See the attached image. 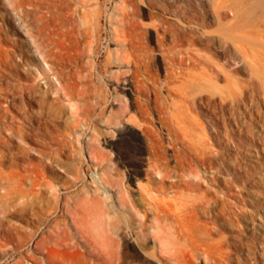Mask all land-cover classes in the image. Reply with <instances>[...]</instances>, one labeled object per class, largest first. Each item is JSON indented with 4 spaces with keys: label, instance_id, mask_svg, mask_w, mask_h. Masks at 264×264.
<instances>
[{
    "label": "rangeland",
    "instance_id": "1",
    "mask_svg": "<svg viewBox=\"0 0 264 264\" xmlns=\"http://www.w3.org/2000/svg\"><path fill=\"white\" fill-rule=\"evenodd\" d=\"M21 1L22 0H0V81L2 82V84L1 83L0 84H1V88H3L2 86L5 85L4 88L6 89L5 90L6 93H3L0 89V97H1L0 98V104H1L0 105V139L2 138L0 140V172H1L0 173V248L1 245L3 246L2 248L7 247L9 245L7 244L8 239L4 232L6 229H10L12 232H17L18 236H20L23 242L21 243L22 245L18 246L20 249L17 247V249L14 251L10 250L7 253L2 252L0 254V264H183V261L180 262V260L173 261L171 258L169 259V257L166 256L161 257L159 253V249L152 246L153 238L151 237H148L145 240L142 239L140 240L143 243V245L148 247L145 250L144 249L139 250L137 247L133 248L132 247L133 244L131 242H130L131 244L129 243L127 245L125 244V241H123V239L114 236L115 234L112 233V231L115 228H117L118 225L121 226L128 225L130 224V222H133V220L128 213L126 214L127 216L125 215V212L122 210L121 206H119L120 204L118 200L113 197L114 191L109 187H106V189H104L103 187H99L100 188L99 193L101 194L100 198L106 204L105 208L106 210L108 209L107 211L109 212V214L112 216L117 215L120 217V222L118 220L119 217L117 216L111 217V221L113 220L114 222L112 223L114 224H110V226L108 225L106 226L108 231L107 233L112 239L111 245H113L114 252L111 251V256L115 260L111 258V261H99L96 257V252L92 253V250L89 247V245L88 244L86 245V243L83 242L80 231L75 227V225H73L71 221V216L73 212H76L74 214H76L77 216H79L80 213L81 215L83 214L85 208L87 207L86 198L88 197L87 195L88 193L86 191L89 190L91 194L89 196L93 198L94 197L93 196L94 193H92L93 189L94 187L97 186L96 184L99 183L96 174H98L100 171L97 168L96 163L92 161L91 158H93L94 156L100 157L101 153H104L106 155L111 154L112 158H114L117 148L123 147L128 150L133 145V142L138 147L145 150L147 148V144L139 130V124H141L140 122L141 118L139 117V115L135 116V113L132 112V114L135 116L136 121L139 120V122H136L135 120L128 118L126 119L128 124H126L125 126L119 124L116 125L115 124L116 119H113V121H109L106 118L107 114H110V111L113 113L114 118H116L117 112L120 113L122 107L116 102L113 80L102 78L101 74L97 70H93L92 80L90 82L91 85L89 90L90 92L88 91V93L84 97H78L77 95H76L77 97L76 96L70 97V95L69 97H67L64 93H62V91H56L55 87H58V82L55 79V76L53 74L54 71L52 70L58 71L59 66L56 65L57 64L56 59H53L51 57L52 59L50 58L49 60V58H47V62L49 64L53 63L52 65L55 66V67L51 66L53 69H50L48 68L49 66L47 64L44 65V62H42L43 60L41 58L36 57V53L32 49L33 45L30 39V35L23 30L24 25L21 22V15L23 14V12H22V6H19L21 5ZM39 1H40L39 6L41 8L39 10L42 11V12L40 11L41 13H44V11L49 8L50 6L49 4L51 3L49 0L48 1L39 0ZM80 1L81 0H65L66 3L64 2L63 7L65 8V10L68 7H69L68 9L72 8L73 9L72 14L75 15L72 16L73 18H71V22L69 20V23L71 24L77 25L80 23L81 20H84V18L86 19V17L83 18L84 16L83 12L85 8L80 5ZM114 1L115 0H99L98 2V0H88L89 5L88 7H86L89 9L95 8L99 16V26L101 32L99 35V41L97 43L96 63L100 67H104V64L107 62L106 48L112 47V43L109 41V38L111 37L110 34L112 35L111 32L112 28H111V23L109 21V14L111 11L116 12L113 8L114 6H112L114 5L113 4ZM130 1L138 4L142 8L146 7L145 0H130ZM146 1L148 2L150 1V5L152 6L151 7L147 6L148 10H146V13L140 15L139 20L144 24L145 23L148 24L151 23L152 18L156 19L158 18L159 15L162 14L163 16H165L166 20L168 19L167 25L169 26L168 28H170L171 25L172 31L170 29L168 36L166 38L165 45L166 48L168 49L169 48L172 49L173 46L175 45L174 47L177 49V50L175 48L172 49L174 50L175 53L174 55L176 56V57L174 56L175 57L174 64H176L177 66L176 65L174 66L178 68V70H174V72L176 71L178 73L180 71V67L178 66L185 65L184 67L187 66L186 74H188V72H190L191 74V76L190 74L189 75L184 74V77L187 78V79L184 78L185 80H187V81L184 80L185 82L182 81L183 76H181L180 78L176 76L178 74H175V76H173L174 79L173 78H170L172 80L169 79L170 86L177 87V89L174 87L172 88L173 89L172 92L174 93L172 92L167 93L166 91L162 90V96L165 100V109L163 110V114L165 112L164 116L169 117L166 118L167 120L169 119L168 121L166 120L168 126L161 121L160 116H158L159 114L157 110L153 106L150 107L152 109V110L150 109V112L152 113V114L150 113V117H152L153 115L152 119L151 118L149 119L151 126L159 134V139L161 140V143L165 144L162 145L164 147L166 146L164 149L167 154L168 153L171 154L172 152V147L169 144V142L172 141V138L178 135V137L180 136V137H184L185 139L187 138L186 140L184 139L182 141L181 139L183 138L179 137L180 139L178 138V140H180L181 142L176 140V144L177 146L180 145V150L182 152L186 151L184 152L186 154L189 152L191 154H195L197 152L204 151L208 155H211V154H215L216 151V155H217L219 150L218 155L222 154L223 156L225 154L224 158L228 166L232 168L234 166L240 165L242 168H244L247 171V173L243 175L244 176L243 180L239 178L238 179L235 178V176L233 175L234 173L231 171L223 172V173L220 172V174H217V176L219 178L224 177L222 178V180L225 179L232 181L233 187L231 192L234 191V194L233 193L232 194L235 196L236 195L241 196L246 200V204H244L243 206L246 214V216L244 217L245 219L242 222L238 223V225L236 224L234 225L235 223L233 222L234 220L232 221L231 219H229L230 220L229 222L228 221L229 216L227 218L226 215L224 216L226 218L225 222H222L223 221L222 219L215 221L209 218L210 214L208 215V213L206 212L202 213L203 211L200 209L196 210L193 218L191 219L189 214L192 215L193 213L192 212H191L192 214L187 213V209L188 208L190 209L191 207L190 206L191 196L188 195L189 191H187L186 188H182L183 186H180V188L171 187L169 182L170 178H166V180L162 183L163 185H161V183L159 182L160 175L156 174L155 172H152V179L150 181H147L145 178L144 170H142L145 166L139 164H136L137 165L136 167L138 168L136 176L140 179L143 178L142 180L145 179L144 181L148 182V186L152 188L151 191L152 198L149 197V195L147 196L149 202L171 204L173 206L180 205V208L183 209L180 211L181 212L180 216L184 215L180 217V219L183 220L182 222H184V224H182L180 219L177 220L179 223L177 221L172 222L171 220H174L173 218L169 219V221L171 222L169 223L175 224L177 227H179L180 232L182 231L184 234L187 232V234H189L192 232V228H193V231H195L196 233L195 234L193 232L190 234L193 239L198 238L202 240L203 238L204 239L209 238V240L207 241L212 240L214 241L213 244H218L217 241L219 243L223 242L222 243L223 247L226 246L223 249L224 250L226 249L227 252L230 251V253L233 252L232 259L228 262V264H239V263L264 264V124H263L264 123V86L259 85L257 87V90H255L252 96V101L255 107L253 109L254 110L256 109L255 110L256 112L254 110L253 112L256 114L258 113V117H255L256 115L252 114L245 119V124L247 125L245 126L247 128L245 127L246 132L245 130L242 132L250 140L246 139L245 142H243L242 144H237L238 135L230 132L228 129L225 130L224 125L222 124L223 122L219 117L221 111L218 112L220 110V105H219L220 100L224 99L227 96L226 99L227 100L229 99L228 100L229 102L231 91L235 85L231 80H225L223 77H218L213 79V78H208L206 75H202L201 74L203 70L201 68L202 66L201 67L195 66L198 67V69L193 67L192 68L193 71L187 70V68L190 69L191 67L188 66L189 60L187 59L188 54L186 55V53H188V51L190 50L191 53L197 52L212 59L214 58L215 60L213 59L212 61L216 62L219 65L225 63L224 62L225 60L221 56L213 55V50L209 51L205 49L203 45H199V44L190 45L189 42L186 43V41H182L183 43L182 44L179 41L180 39L179 36L177 37L178 38L177 41L174 37V34H172V32H174L173 31L174 29L180 32V29L182 28L186 29L187 32H189V30L191 29L194 30V32L201 30L213 32L219 27L218 23L215 22L213 18L208 16L209 19L213 21L208 20L210 24L202 29L199 25H198L199 28L197 27V24L195 23L197 19H194L193 22L188 20L187 21L182 20L179 15H175L174 11L177 10L180 13V6H182L184 2L183 0H146ZM159 1H161L164 7L167 8V12L165 14L162 13L159 9L155 8V6L160 7L157 4ZM191 1H192L191 8H198V9L200 8L199 11L200 10L202 11L203 9L202 12L206 10L205 12L208 13V15L209 13L211 15L210 4L215 3L217 6L220 7L221 10H225L227 12L228 15L223 20V22L225 23L226 22L229 23L235 20L232 19L234 18L233 11L236 10L238 12V15H240V17L238 16L239 19L243 20L244 23L247 24L249 23L248 29L256 28L258 30L259 33L257 34V36L260 35V37L257 36L249 37L248 39L249 41L246 42V44L248 50L247 52L250 55L248 59L250 60V58H252L256 61H260L259 63L262 64V66L259 68L258 74L260 77L263 78L264 77V32H263L264 29L262 27H264V0H207L208 2L206 0L205 1L191 0ZM97 2L99 3L98 5ZM26 8L31 9L30 6H27ZM161 8L162 7H160V9ZM230 9H232L233 11L232 10L230 11ZM164 11L166 10L164 9ZM46 13L47 15L49 14L48 12ZM80 15L81 16L83 15L81 20H80L81 18ZM245 15L246 18L244 17ZM242 16L244 17V19H241ZM254 16L256 17L254 18ZM32 18L33 17L31 16V14L28 16L26 15V22L28 26L27 28H30V30L34 27L38 28L37 25L40 26L39 23L40 21L37 20L36 22V20ZM74 19H78V20H75L76 21L75 22ZM194 25L196 27H194ZM22 31L24 34L21 33ZM40 33L42 38V36H44V33L41 31ZM251 38H253V40L255 39L256 41L253 40L250 41ZM173 39L176 40L177 44H175L176 42ZM260 40H262L261 43ZM150 42L148 41L147 43L149 47L148 54L153 58L154 61L157 62L159 61V64L161 66V58L158 54L157 44L155 43L153 38L150 40ZM188 45H190V47ZM26 46L27 47L29 46L30 49L29 47L27 48ZM179 49H181L182 51ZM23 50L27 51L25 55L26 58L25 64H23L24 62H22L21 60L22 59L21 56H23L22 54ZM28 51L30 53H28ZM176 53L179 56L176 55ZM180 53L182 54L184 53V54L181 55ZM180 55L183 56V58L185 59L183 60V63L181 65H180V58H181ZM85 57L88 56H83L81 61L90 59V58L85 59ZM7 58H9L8 61L5 60ZM13 61L17 62V64H14ZM11 62H13V64ZM157 62H156V66H153L152 68L149 69V72L146 71L144 74V76L147 78L154 76L152 77V79L154 78V82H155L154 83L155 85L152 84V87L154 88L158 87L157 84L161 81V78H165L166 76V73L163 70V68L160 67L159 69V66H157ZM205 62L209 63L208 61ZM108 65L109 67H113L115 64L113 62V63H108ZM43 66L45 67L46 70L45 73H43L41 69L43 68ZM225 69L228 70L229 67L226 66ZM243 70L244 72H239L237 76L239 78L241 77L240 80L242 81H248L250 78L249 77L250 69L247 68ZM2 74L3 76H1ZM194 75H197V77L196 76L193 77ZM156 76L157 79L155 78ZM176 77L179 80H175L177 79ZM158 78L160 80H158ZM32 79H34V81H32ZM189 79L190 81H188ZM180 80L181 83H179ZM172 81L174 84L171 83ZM174 81H178V84H175L177 82ZM18 83H22V84H18ZM31 83H35V84H33L32 86ZM23 84L25 85L29 84V86L30 87L32 86V89H35V91L31 90L30 92H28L30 94L27 93L26 95L21 96L19 94L18 86H21ZM7 86L11 88L13 87L15 90L13 88L11 90ZM174 90H176V92ZM185 91L186 92L189 91L187 93L188 94L187 97L185 95L186 94ZM203 93L205 95L207 93L210 94V98H212L210 104H207L206 101L208 99V95L205 96ZM182 95L186 98H184ZM190 98H193L192 101ZM78 99L80 100L81 103L79 102ZM168 99L169 102H166L168 101ZM215 99H217L216 102ZM173 100L174 102H172ZM202 100L204 101V103H202L203 102ZM199 101L201 104L199 103ZM171 102L174 104L175 107L172 106L173 104ZM214 102L215 104H213ZM185 103L186 105H184ZM205 105L208 106L209 108H207ZM255 105L258 107H256ZM217 109L219 110L216 111ZM175 110H178L179 112ZM207 113L210 116L211 115L213 116L214 114L217 113L218 114L216 116L219 115L218 125L214 126L213 128H216V130H220V138H221L220 144L215 141L214 131L209 121L210 119L207 115H205ZM259 113L263 115L260 114L261 115L260 116ZM1 122L5 124L7 123L9 125L11 124V128L13 129L12 133L9 131V128L7 126L4 125L5 128L1 127L3 125ZM106 123H108V125H106ZM16 124H20L19 127H21L20 129L22 130V136H21L22 139L19 134L16 133L14 134V132H16L18 129V125ZM21 125L24 126V128ZM170 126L171 127L173 126L174 130L176 128L177 129L176 132L175 131L174 133L170 132L168 130V127ZM179 126H181L180 127L181 131L179 130ZM248 126L253 130L248 128ZM26 129H28L27 130L28 132H26ZM183 130L186 132H184ZM169 132H170L169 134L170 136L167 134ZM180 133L182 134L179 135ZM254 134H256V136ZM192 135L194 136L195 139L192 138ZM118 142H120V144ZM181 143H185V145L183 144V146H181L182 145ZM188 143H191L190 146L188 145ZM192 143L195 144L192 145ZM209 147L211 148L213 147L212 150H210L211 148ZM89 150L93 152L90 154L91 151L89 152ZM209 152L211 154H209ZM127 154L125 153L126 164H132L133 161L129 158V156H127ZM170 161H171L170 163L173 164V161L172 160ZM215 161L220 162L218 159L217 160L215 159ZM192 162L194 163V166L196 165L200 167V169L204 170L203 166L200 163L194 161ZM128 167L129 165H126L124 167V170H127ZM30 170H32V172H30ZM33 172L35 173V175L31 174ZM204 173H205L203 175L204 178H206L207 175H212L210 172H204ZM37 175L38 177H36ZM39 177L41 179V180L39 179L41 182L36 180V178L38 179ZM32 178H34L35 180L33 181ZM185 178L187 179L188 177ZM192 179L194 181H199L197 177L196 178L192 177ZM206 179L201 180L202 184L199 185L200 188L197 186V188L199 189L197 190V193L199 191L205 193L207 190H209V191H213L214 193L213 194L210 192V194H208L209 195L208 197L210 199L212 200L215 199L214 195L217 196L219 195L218 196L219 198L223 197V193H218L215 191L214 185H213L214 188L213 189L210 183L205 182ZM36 181L41 183V185H39V183H36ZM134 181L135 178L124 179V184L127 185L130 190L132 189L130 193L132 194L133 192L132 195L135 196L137 195L135 192L137 186L135 185ZM213 183L217 184V181H213ZM207 184H209V188L212 189H209L207 187L208 186ZM158 186H161L162 189ZM86 187H88V190ZM240 190L242 192L240 194H237V192ZM37 196L39 197L37 198ZM186 196L188 200H186ZM40 197L42 199H40ZM160 198H162V200ZM229 199H231L232 201L231 204L235 203V205L232 204L233 207H235L238 204L233 197H229ZM36 200H38L39 202ZM45 201L47 202L45 203ZM177 203L178 204L182 203V204L177 205ZM40 206H42L43 208ZM32 207L33 208L36 207V210L35 208L33 209ZM79 207H81V209ZM140 207L142 206L140 205ZM112 208L115 210H113ZM78 209L80 210L78 211ZM116 212L118 214H116ZM185 216L186 218L184 219L183 217ZM117 222H119V224ZM221 223H224V226H222ZM113 225L115 228L113 227ZM196 226L197 227L199 226L201 228L199 229L198 227L196 229L195 228ZM203 226L205 227L204 229ZM216 226H218L217 229L215 228ZM110 227H112V229ZM206 227H210V231H207ZM16 229L18 230L16 231ZM129 230L130 228H127L126 231L128 232L124 230L123 234L126 235L128 233L127 235H129V233H131ZM196 230L198 231L196 232ZM41 232L44 236L40 235ZM47 232L48 234L50 233L49 235L52 236H49ZM30 233H32L34 237L31 234L32 236L31 238ZM193 234L194 236L196 235V238L193 236ZM203 234H205L206 237H204ZM40 236L41 238L45 237L47 243L44 242V245L42 243L41 246H39V248H36L35 245L36 242H38L41 239ZM182 239L186 243L185 245L181 243L183 241ZM34 240H36V242ZM186 240L189 243H187ZM241 240L242 242L239 243L238 241ZM212 241L210 242L212 243ZM118 242L120 246H118ZM45 244L48 245L45 246ZM50 244L53 246V248L51 247ZM59 244L60 245L62 244V246H60ZM182 245H184V247ZM187 246L190 248H188ZM49 247H51L52 249L51 251L49 250V252L50 254L52 253L55 256V259L53 258L52 254L51 255L49 253L47 254V250ZM191 248L192 245H190V239L183 236L180 241V251H179L181 257L183 258L182 255L188 253L187 256L191 255L190 257L191 261L189 262V264H204V260L202 259L203 256L200 253L199 254L196 253V256L195 255L192 256ZM115 249H117L116 252L117 254L115 253L116 251ZM124 250L128 255L125 252H123ZM75 251H77L76 254ZM53 252H55L56 255ZM123 253L126 254V257H124L125 254ZM235 253L236 255H234ZM17 254H19V256ZM20 256L23 258H21ZM119 257L120 258L123 257V259L122 258L120 259ZM198 257H200L201 259H198ZM236 257L238 259H236ZM38 258L41 260L39 261ZM35 259L37 261H35ZM192 259H194V263Z\"/></svg>",
    "mask_w": 264,
    "mask_h": 264
},
{
    "label": "bare ground",
    "instance_id": "2",
    "mask_svg": "<svg viewBox=\"0 0 264 264\" xmlns=\"http://www.w3.org/2000/svg\"><path fill=\"white\" fill-rule=\"evenodd\" d=\"M49 1L51 4H49L50 6L48 5L49 6L48 9L45 8L48 11L45 10L44 13H41L42 11L39 10V9H41L39 6V2H40L39 0H37V1L36 0H22L21 5H19V6H22V12H23V14L21 15V22L24 25L23 30L30 35V39H31V42L33 45V48L32 47L31 48L33 49V51H35L36 57L41 58L43 60L42 62H44V65L47 64L49 66L48 68H50V69H53L52 67L54 65H52L53 63L49 64L47 62V58H49V60H50V58L52 57L53 59H56V61H57L56 65L59 66L58 67L59 70L58 71L52 70V71H54L53 74L55 76V79L58 82V87H55V90L56 91H62V93H64L67 97H69V95H70V97L76 96V95L78 97H84L88 93V91L90 90V87H91L90 82L92 80L93 70H97L101 74L102 78H105L108 80H113V85H114V90H115V95H116V102L119 105H121V107H122V110H120V113L117 112L116 118H114L113 113L110 110H109L110 114H107V116L105 114L106 118L109 121H113V119H116V121H115L116 125L119 124V125L125 126L126 124H128L126 119L129 118V119L136 121L135 116L139 115V117L141 118L140 119L141 124H139V130H140V133L143 136V138L145 139V142L147 144V148L145 150L138 147L136 144H134V142H133V145L128 150L126 148L119 147V148H117V151L115 152L114 158H112L111 154L106 155L104 153H101L100 157L94 156L93 158H91V160L96 163L97 168L100 171L98 174L95 173L97 175L98 181H99V183L96 184L97 186L94 187L93 192H92L95 195L93 194V196H94L93 198L90 197L89 196V195H91L90 191L88 190V187H86L89 192L86 191L88 193L87 194L88 197L86 198L87 207L85 208V211L83 212L82 215L80 213L81 216L80 215L77 216L76 214H74L76 212H73V213L71 212L72 213L71 221H72L73 225H75V227L80 231L81 238H82L83 242L86 243V245L87 244L89 245V247L92 250V253L96 252V257L99 261H111V258H113L111 256V251H113V245H111L112 239L109 236V234L107 233L108 231H107L106 226L107 225L110 226V224H114V223H112L114 221L113 220L111 221V217L117 216V215L112 216L109 214V212L107 211L108 209L106 210V208H105L106 204L100 198L101 194L99 193L100 192L99 187H103L104 189H106V187H109L114 191L113 197L118 200V202L120 204L119 206H121L122 210L125 212V215L128 213L133 220V222H130V224L124 225V226L118 225L117 228H115L113 225V227L115 228L112 231V233L115 234V235L114 234L113 235L118 237V238L120 237L121 239H123V241H125V244L128 245L131 242L133 244V246H132L133 248L137 247L139 250L140 249L145 250L148 246L143 245V243L140 240L141 239L145 240L148 237H151V238H153L152 246L159 249V253H160L161 257L166 256V257H169V259L171 258L173 261H175V260L179 261L180 260V262L183 261V264H189V262L191 261V259H190L191 255L189 254L190 256H187L188 253L185 254L186 253V251H185V253H184L185 255H182L183 256V258H182L181 255L179 254L180 241H181V238L184 236V237H187L188 239H190V245H192V248H191L192 249L191 250L192 256H194V255L196 256V253H198V254L200 253L203 256L202 259L204 260V264H228V262L232 259V253L233 252L230 253V251L227 252L226 249L224 250L223 248H225L226 246L223 247V244H222L223 242L219 243L217 241L218 244H213L214 241L210 240V241H212V243L210 241H207V240H209V238L208 239L203 238L201 240V239L196 238V235L194 236V234H193V236L198 240L193 239L190 235L193 232L195 233V231H193V228H192V232L189 234H187V232L185 234L182 231L180 232V228L177 227L175 224H170L171 222L169 221V219L173 218L174 220H171V221L176 222L177 220L180 219V217L184 216V215L180 216V213H181L180 211L183 209L180 208L179 204H182V203H179V204L177 203V205H179V206H176V205L173 206L171 204L149 202L147 196L149 195V197L152 198V195H151L152 188L148 186V182L144 181L145 179L142 180L143 178L140 179L136 176L137 170H138V168L136 167L137 166L136 164H139V165L145 166L142 170H144L145 178L147 181H150L152 179V172H155L156 174L160 175L159 182L161 183V185H163L162 183L166 180V178H170L169 182H170L171 187L180 188V186H183L182 188H186L187 191H189L188 195L191 196L190 197L191 198V203H190L191 207L189 206L190 209L189 208L187 209L188 214L191 212L193 213V214L191 213L192 215L189 214L191 219L193 218L194 213L198 209L202 210L203 211L202 213L206 212V213H208V215L210 214L209 218L213 219L215 221L222 219L223 220L222 222H225L226 218L224 216L226 215L227 218L229 216V218H228L229 222H230L229 219H231L232 221L234 220L233 221V222H235L234 225L235 224L238 225V223L242 222L245 219L244 217L246 216V214H245L243 206H244V204H246V200L241 196L233 195L234 191L231 192L232 187H233L232 181L225 180V179L222 180V178H224V177L219 178L217 176V174H220V172L223 173V172L231 171L234 173L233 175L235 176V178H237V179L239 178V179L243 180L244 179L243 175L247 173V171L244 168H242L240 165L234 166L232 168L230 166H228V164L224 158L225 154L223 153L224 154L223 156H222V154L218 155L219 150H218L217 155H216V151H215V154H211L209 152V154H211V155H208L204 151L197 152L195 154H191L189 152L186 154V153H184L186 151L183 150L184 152H182L180 150V145L177 146L176 140L180 141V140H178V138L180 136L178 137V135H176V134H175L176 136L174 138H172V141L169 142V144L172 147V152H171V154H169V153L167 154L165 152V149H164L166 146L165 147L163 146L165 144L161 143V140L159 139V134L151 126V123L149 120L150 118L152 119V117H153V115H152V117H150V113H151L150 107L151 106H153L157 110V112L159 114L158 116H160L161 121L168 126L167 121L169 119L168 120L166 119L168 116H166V117L164 116L165 112L163 114V110L165 109V100L162 96V90L166 91L167 93H171L173 90L172 88L174 86L173 87L170 86V80H172L170 78L174 79L173 76H175V74H178L176 76H178V78L183 76L182 81H184L185 80L184 78H186V77H184V74L187 73V71H186L187 66L184 67L185 65L184 66H178V67H180V71L178 73L176 71L174 72V70H178V68H176L174 66V65H176V64H174V62H175L174 59L176 56L174 55L175 54L174 50H172L173 48H175L174 47L175 45L173 46L172 49L166 48V45H165L166 38L168 36L170 29L172 31L171 25H170V28H168L169 27L167 25L168 19L166 20L165 16H163V14H162V15H159L158 18H156V19L152 18L151 23H148V24L142 23L139 20V17H140V15L146 13V10H148V7L152 6V5H150V1L148 2L145 0V5H146L145 8L140 7L138 4H136L130 0H115L114 3L112 2L114 4L112 6H114L113 8L116 11V12L111 11L112 13L110 12V14H109V21L111 23V28H112L111 29L112 35L110 34L111 37L109 38V41L112 43V47L106 48V50H107L106 51L107 62L104 64V67H100L96 63V58H97L96 53H97V43L99 41V35L101 32V29L99 26V16H98L95 8H90V9L86 8L89 5L88 0H81L80 5L85 8L84 12H83L84 16L83 15L82 16H83V18L86 17V19L84 18L85 21L81 20L82 16L80 15L81 21L79 24L76 25V24L69 23V20L71 22V18H73L72 16L74 14H72L73 13L72 8H71L72 9L71 10V9H68L69 8L68 7L65 10V8L63 7L65 0H49ZM183 1L184 2L182 4V6H180V13L177 10L174 11L175 15H179L182 20H184V21L188 20V21L193 22L194 19H197L198 21L196 20L195 23L197 24V27L199 25L202 29L207 27L210 24V22H208V20L209 21L211 20V19H209V17L213 18V20H215V22L218 23L219 27L216 30H214L213 32L212 31L211 32L205 31V30L194 32V30H192V29L189 30V32H187L186 29L182 28V29H180V32L178 30L176 31L174 29L173 30L174 32H172V34H174V37L176 40L178 39L177 37L179 36V38H180L179 41L181 43H182V41H186V43L189 42L190 45H192V44L193 45H196V44L203 45V47L205 49H207L209 51L213 50V55L221 56L225 60L224 61L225 63H223L222 65H219L216 62L212 61L214 58L212 59L210 57L204 56V55L199 54L197 52L191 53L190 50L188 51V53L185 52L186 55L188 54V58L185 56L189 60L188 66L191 67L190 68L191 70L189 68H187V70L193 71L192 70L193 67H195V66L201 67L202 66L201 67L203 69V70L201 69L202 75H206L208 78H213V79L218 78V77H223L225 80H231L233 82V84L235 85L231 91V94H230V101L228 102L229 99L228 100L226 99L227 98V96H226L227 94H226L225 95L226 97L224 96L225 98L220 100V103H219L220 110L217 109L216 111H218V110H219L218 112L221 111L220 112L221 114L219 113L220 116L219 115L218 116L220 117L221 121L223 122L222 124L224 125L225 130L228 129L230 132L237 134L238 135L237 144H242L243 142H245L246 139L250 140L242 132L244 130L246 132V128H247L246 127L247 125L245 124V119L248 118V116L252 115V114L253 115L255 114L256 115L255 117H258V113L256 114L253 112V110H254L253 108H255L254 103L252 101L253 93L255 92V90H257V87L259 85L264 86V82H263L264 77L262 78L258 74L259 68L262 66V64L259 63L260 61H256L252 58H250V60L248 59L250 57V55L247 52L248 50H247V44H246V42L249 41L248 40L249 37H255V36H257V34L259 32L256 28L248 29L249 23L247 24V23H244L243 20H240L239 19L240 15H238V12L236 10H235L236 11L235 12L232 9H230V11L231 10L233 11V17L234 18L232 20H234V19L235 20L232 22H229V23L228 22L225 23V22H223V20L227 17L228 14L225 10H221L220 7L217 6L215 3L210 4L211 5L210 6L211 7V15H210V13L208 15V13L205 12L206 10L204 12H202L203 9H202V11L201 10L199 11L200 8L199 9L198 8H191V3H192L191 0H183ZM98 2H99V0H98ZM98 2H97V5L99 4ZM153 4H154V2H153ZM157 4L160 7H162L163 9L162 8L160 9V7H156V6H155V8L159 9L162 13L165 14L167 12V8L164 7V5L162 4L161 1H159ZM27 6H30L31 9H27L26 8ZM94 7H95V5H94ZM164 9L166 11H164ZM46 12H48L49 14L47 15ZM30 14L36 20V22H37V20L40 21L39 22L40 26L37 25L38 28L40 27L39 29L36 27L32 28L31 30H30V28H27L28 26H27V22H26V15L28 16ZM244 17L246 18V15ZM244 17L242 16L241 19H244ZM255 17L256 16H254V18ZM75 20H78V19H74V21ZM213 20H211V21H213ZM247 21H248V19H247ZM176 25H177V23H176ZM20 26H21V24H20ZM191 27H192V25H191ZM194 27H196V26L194 25ZM250 27H252V26H250ZM262 28L264 29V27H262ZM40 31L44 33V36H42V38H41ZM21 33H23V31ZM29 35H28V37H29ZM257 37H260V35ZM152 38L154 39V41L158 47V54L161 58V66L159 64V61L158 62L154 61L153 58L148 54L149 47H148L147 43H148V41L150 42V40ZM172 38H173V36H172ZM175 39H173V40L176 42ZM251 40H253V38H251L250 41ZM253 41H256V40L254 39ZM261 41L262 40H260V43H261ZM24 44H26V43H24ZM175 44H177V42ZM190 45H188V46L190 47ZM29 49H30V47H29ZM26 50H23V53H22L23 56H21L22 57L21 60H22V62H24L23 64H25V62H26V58H25V55L27 52ZM179 50H181V49H179ZM183 51H186V50H183ZM28 53H30V52L28 51ZM180 54L183 55L184 53L183 54L180 53ZM176 55H178V54L176 53ZM83 56H88V57H85V59L86 58H90V59L89 60L84 59L85 61H81ZM5 60L8 61L9 58H7ZM183 60H185V59L183 58V56H181L180 65L183 63ZM205 61H208L209 63H207ZM9 62H7V63H9ZM13 62H11V63L13 64ZM113 62L115 65L113 67H109L108 63H113ZM156 62H157V66H159V69H160V67L163 68V70L166 73V76H165V78H161V81L158 84L156 83L158 85V87L154 88V87H152V84L155 83L154 78L152 79V77H154V76L147 78L144 76V74L146 71L149 72L150 68H152L153 66H156ZM14 64H17V62H14ZM226 66L229 67L228 70L225 69ZM195 68L198 69V67H195ZM247 68L250 69V75H249L250 78L248 81H242V80H240L241 77L239 78L237 76V74L239 72H244L243 69H247ZM41 69H42L43 73H45V71H46L45 67L43 66V68H41ZM179 73H180V76H179ZM189 74H190V72H188V74H186V75H189ZM1 76H3V74ZM25 76H26V74H25ZM190 76H191V74H190ZM195 76L197 77V75H194L193 77H195ZM34 78H35V76H34ZM102 78H101V80H102ZM155 78L157 79V76ZM178 78L175 80H179ZM256 78H258V79H256ZM158 80H160V79L158 78ZM32 81H34V79H32ZM185 81H187V80H185ZM188 81H190V79ZM174 82H177L175 84H178V81H174ZM0 83L2 84L1 81H0ZM171 83H173V81ZM179 83H181V80ZM1 84H0L1 91L3 93H6L5 92L6 89L4 88L5 85L2 86L3 88H1ZM18 84H22V83H18ZM33 84H35V83H31L32 86H33ZM187 85H190V84H187ZM32 86L30 87L29 84L28 85L23 84L21 86H18L19 94L22 96V95H26L31 90L35 91V89H32ZM206 86H208V85H206ZM8 88H10L12 90L13 87L12 88L8 87ZM18 88H17V91H18ZM174 88L177 89V87H174ZM174 91L176 92V90H174ZM188 92L189 91H187L185 94L186 97L188 95L187 94ZM36 93H38V92H36ZM172 93H174V92H172ZM177 93H178V91H177ZM28 94H30V93H28ZM179 95H181V94H179ZM206 95H208V99L207 100L205 99V100L207 101V104H210L212 101L211 100L212 98H210V94L207 93ZM37 96H39V95H37ZM200 96H202V95H200ZM186 97H184V98H186ZM190 99L192 101L193 98H190ZM217 99H215V102ZM175 101H177V100H175ZM79 102H80V100H79ZM166 102H169V99ZM172 102H174V100ZM178 102H180V101H178ZM215 102L213 104H215ZM181 103H182V101H181ZM199 103H200V101H199ZM202 103H204V101ZM169 105H171V104H169ZM181 105H183V104H181ZM184 105H186V103ZM172 106H174V104ZM7 107H8V105H7ZM179 107H180V105H179ZM206 107L209 108L208 106H206ZM256 107H258V106H256ZM215 108H216V106H215ZM132 109H134V110H132ZM111 110H112V108H111ZM172 110H173V108H172ZM208 110H210V109H208ZM175 111L179 112L178 110H175ZM132 112L135 113V116L132 114ZM33 113H34V111H33ZM217 114L210 116L207 113L205 115H207L210 119L209 121H210V124L212 125L211 127L214 131L215 141L220 144V141H221L220 130H216V128H213L214 126L218 125V122H219L218 116H216ZM260 114L261 113H259V115ZM261 115H263V114H261ZM178 117H180V116H178ZM259 119H260V117H259ZM11 120H13V119H11ZM252 120H254V119H252ZM136 122H139V120H137ZM172 122H173V120H172ZM256 122H258V121H256ZM84 123H85V121H84ZM2 124L3 125L1 127H4V125L7 126L9 128V131L12 133L13 129L11 128V124L10 125L7 123L6 124L2 123ZM16 125H18V129L16 132H14V134L15 133L19 134L21 137L22 136V130L20 129L21 127H19L20 124H16ZM106 125H108V123H106ZM22 127L24 128V126H22ZM180 127L181 126H179V130L181 129ZM173 128H174L173 126L172 127L170 126V127H168V130L170 132L174 133V131L176 132L177 129L175 128V130H174ZM248 128H250V127L248 126ZM118 129H120V128H118ZM166 129H167V127H166ZM250 129H252V128H250ZM27 130L28 129H26V132H28ZM111 131H112V129H111ZM113 131H115V130H113ZM10 132H9V135H10ZM170 132L167 134L169 135ZM184 132H186V131H184ZM124 133H126V132H124ZM181 134L182 133H180L179 135H181ZM256 134H254V135L256 136ZM251 135H252V133H251ZM8 137H10V136H8ZM17 137H19V136H17ZM190 137H191V135H190ZM204 137H205V135H204ZM180 138H183V139H181L182 141L185 139L184 137H180ZM192 138H194L193 135H192ZM21 139H22V137H21ZM168 141H169V139H168ZM203 141H205V140H203ZM118 143L120 144V142H118ZM181 144H182L181 146H183V144L185 145V143H181ZM190 144L191 143H188L189 146H190ZM193 144H195V143H192V145ZM208 145H210V144H208ZM190 148H192V147H190ZM209 148H211V147H209ZM209 148H207V149H209ZM212 148L210 150H212ZM94 149H95V147H94ZM90 151L91 150H89V152ZM199 151H201V150H199ZM92 152L93 151H91L90 154ZM125 153L126 154L128 153L127 156H129V158L133 161L132 164H126ZM92 156H93V154H92ZM227 156H228V154H227ZM228 158H229V156H228ZM215 159L216 160L218 159L220 162H216ZM230 159H231V157H230ZM170 160L173 161V164L170 163L171 162ZM192 161L200 163L203 166L204 170L200 169V167H198L196 165L194 166V163ZM126 165H129V167L127 170H124V167ZM234 165H235V163H234ZM34 168H35V166H34ZM30 172H32V170H30ZM204 172H210L212 175L206 174L207 175L206 176L207 179H206L203 176L205 174ZM31 174L35 175L34 172ZM34 175H33V177H34ZM38 175H40V174H38ZM38 175L36 177H38ZM185 177H188V178L186 179ZM192 177H195V178L197 177V179L199 181H194L192 179ZM125 178L126 179L135 178L134 182H135V185L137 186V189H135V192L137 195L134 196V195H132L133 192H132V194L130 193L132 189L130 190L128 188V186L124 184ZM39 179H40V177L38 179L36 178V180L41 182L40 181L41 179L40 180ZM203 179H206L205 182L210 183L212 188L214 185L216 192L223 193V197L219 198L218 197L219 195L218 196L214 195L215 199L212 200L208 197L209 196L208 194H210V192L213 193V191H209V190H207L208 192L206 191L205 193H202V191L201 192L199 191L200 193L199 192L197 193V190H199L197 188V186L200 188L199 185L202 184L201 180H203ZM32 180L34 181L35 179L32 178ZM213 181H217V184H214ZM39 182L36 181V183H39ZM39 185H41V183H39ZM207 185H208L207 187L209 188V184H207ZM158 187L161 188V186H158ZM103 188H101V189H103ZM212 188H209V189H212ZM164 190H165V188H164ZM241 192L242 191L240 190L237 192V194H240ZM187 196H186V200H188ZM38 197L39 196H37V198ZM229 197H233L235 199V201L238 203L235 207H233V205H232V204L235 205V203L231 204L232 201H231V199H229ZM184 198H185V195H184ZM40 199H42V198L40 197ZM160 199L162 200V198H160ZM36 201H38V200H36ZM46 202L47 201H45V203ZM79 203H80V201H79ZM107 204H109V203H107ZM140 205L142 207H140ZM183 205H184V203H183ZM50 206H52V205H50ZM40 207H42V206H40ZM34 208L36 210V207H34ZM79 208L81 209V207H79ZM107 208H108V205H107ZM80 209H78V211ZM113 210H115V209H113ZM185 211H184V213H185ZM118 212H119V210H118ZM116 214H118V213L116 212ZM205 216H206V214H205ZM117 217H119V216H117ZM183 218L185 219L186 216ZM112 219H114V218H112ZM118 220L120 222V217ZM180 220H181V222L183 221L182 219H180ZM119 222H117V223L119 224ZM182 224H184V222H182ZM221 225L224 226V223H221ZM183 226H186V225H183ZM198 227L196 226L195 228L197 229ZM110 228L112 229V227H110ZM127 228H130L129 231L131 233H129V235H127L128 233L126 235L123 234L124 230L126 231ZM200 228L201 227H199V229ZM204 228L205 227L203 226V229ZM206 228H207V231H210V227H206ZM215 228L217 229L218 226H216ZM17 230L18 229H16V231ZM181 230H182V227H181ZM197 231L198 230H196V232ZM4 232H5L6 237L8 239L7 244H9V245L7 247H4V248H2L3 246L1 245L0 254L2 252L7 253L10 250H13V251L16 250L17 247L19 245H22L21 243L23 242V240L20 238V236H18L17 232H12L10 229H6ZM48 232H47V234H48ZM126 232H128V231H126ZM31 234L32 233H30V236H31ZM40 235H43L42 232ZM58 235H59V233H58ZM203 235H204V237H206L205 234H203ZM49 236H52V235H49ZM33 237H34V235H33ZM31 238H32V236H31ZM37 238H39V237H37ZM40 238H41V236H40ZM34 241L36 242V240H34ZM44 242L47 243L45 237L41 238L38 242H36L35 247L39 248V246H41L42 243L44 245ZM186 242H187V240H186ZM238 242L241 243L242 240L238 241ZM181 243H183L184 245L186 244L184 242V240ZM187 243H189V242H187ZM51 244H52V242H51ZM47 245L45 244V246H47ZM184 245H182V246L184 247ZM60 246H62V244ZM118 246H120L119 242H118ZM51 247L53 248L52 245H51ZM51 247L48 248L47 254L48 253L50 254L49 250L50 251L52 250ZM188 248H190V247H188ZM115 250H116L115 251V253H116L117 249H115ZM40 251H41V248H40ZM53 251H54V249H53ZM248 251H249V249H248ZM23 252H24V250H23ZM67 252H69V251H67ZM76 252L77 251H75V254H76ZM123 252H125V250ZM135 252H138V251H135ZM53 253H55V252H53ZM125 253H123V254H125ZM126 254L124 255V257H126ZM17 255L19 256V254H17ZM55 255H56V253H55ZM234 255H236V253ZM202 256H200V257H202ZM200 257H198V259H201ZM21 258H23V257H21ZM53 258L55 259L54 255H53ZM121 258L123 259V257H121ZM236 259H238V258L236 257ZM38 260L40 261L41 259L38 258ZM86 260H88V259H86ZM192 260L194 263V259H192ZM35 261H37V260L35 259Z\"/></svg>",
    "mask_w": 264,
    "mask_h": 264
}]
</instances>
